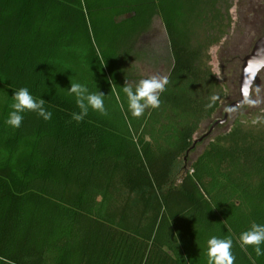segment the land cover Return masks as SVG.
I'll list each match as a JSON object with an SVG mask.
<instances>
[{
  "label": "trees",
  "instance_id": "trees-1",
  "mask_svg": "<svg viewBox=\"0 0 264 264\" xmlns=\"http://www.w3.org/2000/svg\"><path fill=\"white\" fill-rule=\"evenodd\" d=\"M232 1L0 0V264H207L211 236L233 240L234 264H264L239 241L264 224V125L233 126L188 161L224 97L209 50ZM157 21L168 84L133 117L121 87L147 78L143 57L165 65L144 52ZM70 81L105 94L108 114L72 120ZM20 87L50 120L4 124Z\"/></svg>",
  "mask_w": 264,
  "mask_h": 264
},
{
  "label": "rangeland",
  "instance_id": "rangeland-1",
  "mask_svg": "<svg viewBox=\"0 0 264 264\" xmlns=\"http://www.w3.org/2000/svg\"><path fill=\"white\" fill-rule=\"evenodd\" d=\"M229 16L230 23L227 34L209 50L210 66L223 90L224 97L220 102L218 112L200 126L193 137V142L207 133L213 123L222 119L227 106L238 99L242 58L251 51L253 44L262 36L264 30V0H233ZM156 29L160 31L159 36L152 38L153 42L144 48V52L147 55L154 54V57L165 53V65H161L162 67L159 66L157 69L153 68L148 57H143L146 62L143 60H139L138 63L136 60L133 62L134 65L136 63L138 66L139 75L147 78L156 76L152 75L154 73L161 74L160 77H163L170 62L168 46L159 21L155 23L152 30L156 31ZM150 71L153 73L151 74ZM237 125L242 127L264 125V70L257 76L246 104L240 108H234L224 125L218 126L214 133L197 143L188 155V161L191 162L199 155L206 143L215 135L226 133Z\"/></svg>",
  "mask_w": 264,
  "mask_h": 264
},
{
  "label": "clouds",
  "instance_id": "clouds-1",
  "mask_svg": "<svg viewBox=\"0 0 264 264\" xmlns=\"http://www.w3.org/2000/svg\"><path fill=\"white\" fill-rule=\"evenodd\" d=\"M168 84L166 77L152 76L140 79L134 85L125 81L122 88L126 96L127 110L133 117H140L147 108H158L160 94L164 92ZM67 94L72 96L79 112L72 113V120L81 122L89 113V110L106 116L108 111L105 107V94L90 91L87 84L71 82ZM10 111L4 124L11 128H19L26 112L35 113L44 121L52 117V113L44 107L43 99H36L27 87L14 90L11 96ZM241 246H252L257 257L264 256V224L253 223L249 229L239 235ZM233 240L230 237L211 236L205 244L207 264H234L235 256L232 253Z\"/></svg>",
  "mask_w": 264,
  "mask_h": 264
},
{
  "label": "water",
  "instance_id": "water-1",
  "mask_svg": "<svg viewBox=\"0 0 264 264\" xmlns=\"http://www.w3.org/2000/svg\"><path fill=\"white\" fill-rule=\"evenodd\" d=\"M264 70V30L262 36L259 37L253 44L251 51L242 58L240 79L238 84L239 97L235 101L231 102L226 110L224 111L223 117L217 120L211 125L208 132L205 133L201 138L194 141L191 149L201 142L204 138L209 136L216 126L224 125L227 122V118L230 112L234 108H240L248 101L251 89L255 83V80L260 72ZM188 153V152H187ZM186 153V155H187Z\"/></svg>",
  "mask_w": 264,
  "mask_h": 264
}]
</instances>
